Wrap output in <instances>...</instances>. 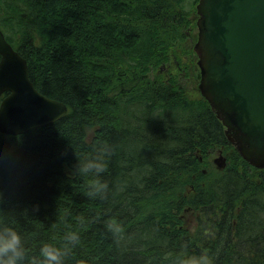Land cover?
<instances>
[{
  "label": "trees",
  "instance_id": "obj_1",
  "mask_svg": "<svg viewBox=\"0 0 264 264\" xmlns=\"http://www.w3.org/2000/svg\"><path fill=\"white\" fill-rule=\"evenodd\" d=\"M197 2L0 0L34 88L67 107L0 134V233L20 237L4 259L45 264L49 245L60 264H264V169L200 92L190 100L155 74Z\"/></svg>",
  "mask_w": 264,
  "mask_h": 264
},
{
  "label": "water",
  "instance_id": "obj_2",
  "mask_svg": "<svg viewBox=\"0 0 264 264\" xmlns=\"http://www.w3.org/2000/svg\"><path fill=\"white\" fill-rule=\"evenodd\" d=\"M196 12L198 89L242 159L264 169V0H199ZM65 114L64 103L35 90L26 60L0 31V134L21 135ZM213 162L225 167L220 153Z\"/></svg>",
  "mask_w": 264,
  "mask_h": 264
},
{
  "label": "rangeland",
  "instance_id": "obj_3",
  "mask_svg": "<svg viewBox=\"0 0 264 264\" xmlns=\"http://www.w3.org/2000/svg\"><path fill=\"white\" fill-rule=\"evenodd\" d=\"M197 18L198 15L196 13V9L193 7L189 17L188 25L183 30L182 39L174 45L173 50H170L168 60L163 63L164 67L161 69L158 67L157 72H155V74H161L164 78V81L169 85L170 83H174L175 85L170 87L174 89L175 92L183 91L185 97L190 100H194L199 97V91L197 88L199 82V68L197 65L198 58L194 51H192V45L197 40ZM189 38L191 45L188 42ZM151 76L152 75L149 74L150 79ZM128 115L129 110L124 113V118L126 119ZM214 156L215 155L213 154L211 159Z\"/></svg>",
  "mask_w": 264,
  "mask_h": 264
},
{
  "label": "clouds",
  "instance_id": "obj_4",
  "mask_svg": "<svg viewBox=\"0 0 264 264\" xmlns=\"http://www.w3.org/2000/svg\"><path fill=\"white\" fill-rule=\"evenodd\" d=\"M20 242V237L14 231L10 235L0 233V264H16L15 256H9L4 259V256L9 250L15 251L17 244ZM42 254L46 258L45 264H60L59 251L52 246L45 245L42 249ZM213 264L212 258L204 256L201 258L192 257L184 262V264Z\"/></svg>",
  "mask_w": 264,
  "mask_h": 264
},
{
  "label": "flooded vegetation",
  "instance_id": "obj_5",
  "mask_svg": "<svg viewBox=\"0 0 264 264\" xmlns=\"http://www.w3.org/2000/svg\"><path fill=\"white\" fill-rule=\"evenodd\" d=\"M189 30H190V28H189ZM188 42H189V44L191 45L190 38H189V41H188ZM193 47H194V44L192 45V51H194V50H193ZM194 53H195V52H194ZM195 55H196V54H195Z\"/></svg>",
  "mask_w": 264,
  "mask_h": 264
},
{
  "label": "bare ground",
  "instance_id": "obj_6",
  "mask_svg": "<svg viewBox=\"0 0 264 264\" xmlns=\"http://www.w3.org/2000/svg\"><path fill=\"white\" fill-rule=\"evenodd\" d=\"M66 112H67V107H66Z\"/></svg>",
  "mask_w": 264,
  "mask_h": 264
}]
</instances>
